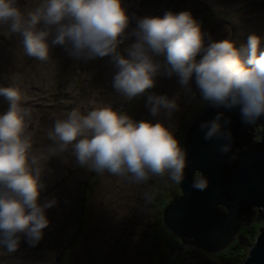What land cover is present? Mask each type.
I'll list each match as a JSON object with an SVG mask.
<instances>
[{"label": "clouds", "instance_id": "1", "mask_svg": "<svg viewBox=\"0 0 264 264\" xmlns=\"http://www.w3.org/2000/svg\"><path fill=\"white\" fill-rule=\"evenodd\" d=\"M130 19L122 0H38L27 11L20 0H0V27L17 36L23 53L42 65L56 66L50 43L62 46L76 59L110 56L117 69L113 87L131 99L155 86L161 68L155 58L165 56L167 75L175 73L188 92L194 79L203 99L213 107H240L245 123L254 124L264 116L261 37L251 35L240 47L229 40L205 46V34L189 11H169L162 18L135 17L132 35L136 42L125 49L126 58L118 47ZM0 96L10 105L0 114V236L10 251L17 250L22 238L31 246L43 238L49 226L46 210L57 201L41 202L45 188L41 177L49 158L69 148L81 166L129 183L148 184L160 177L179 185L184 180L187 153L162 123L134 121L111 106L91 102L94 106L84 111L76 107L53 112L45 132L51 143L46 149L34 150L29 130L32 109L22 103L28 97L16 83L0 86ZM148 107L153 116L167 110L170 117L177 104L167 96L150 94ZM222 118L221 113L201 123L205 140L231 139V133L222 130ZM218 150L228 153L231 145L222 144ZM191 186L205 191L208 178L198 173ZM155 195L150 187L144 193L145 203L151 204Z\"/></svg>", "mask_w": 264, "mask_h": 264}, {"label": "rangeland", "instance_id": "2", "mask_svg": "<svg viewBox=\"0 0 264 264\" xmlns=\"http://www.w3.org/2000/svg\"><path fill=\"white\" fill-rule=\"evenodd\" d=\"M127 1L122 0V6L131 18V23L121 37L124 42L118 47V51L126 58L127 52L124 49L136 42V37L132 35L136 27L135 17L162 18L167 11L174 14L182 10L189 11L205 34V46L213 41L229 40L240 47L247 43L251 35L261 37L264 46V0ZM37 2L20 0V5L27 11L34 8ZM62 48L50 43V56L56 66L42 65L23 53L17 36L6 27H0V86L16 83L27 93L28 99L22 103L32 109L29 130L34 136V150L46 149L51 143L45 137V132L52 124L50 117L53 112L60 113L76 107L84 111L94 106L91 102L111 106L113 110L134 121L162 123L184 147L186 134L199 114L195 113L194 105L208 103L203 99L194 79L191 82L192 91L188 92L175 73L167 75L166 57H156L161 68L154 78L155 86L129 99L113 87L111 80H114L117 69L110 56L76 59ZM16 76L18 80H14ZM150 94L174 99L177 109L170 117L167 110L153 116L148 107ZM9 106V101L0 96V114L5 113ZM258 133L261 134L257 129L253 132L256 137L254 140L260 138ZM158 180L162 181V187H167L168 191L162 190L155 195L159 197L152 205L146 204L144 193L150 187L153 189V184ZM41 181L45 185L41 202L45 199L57 201L55 206L46 210L49 226L43 230V238L36 246H31L25 237L15 251H10L0 236V264H244L249 257L251 246L244 248L239 245L238 235L220 253L213 254L192 247H185L184 252L176 247L174 251L173 247L170 250L168 242L173 241L170 233L163 228V213L158 215L157 209L161 207L158 200L165 193L179 199L182 192L179 185L172 184L166 178L154 177L148 184H136L107 172L98 174L90 171L87 166H81L69 148L49 158ZM221 211L224 214L225 208L222 206ZM240 235L248 241V245H256L257 242L250 244L251 235L248 230H241Z\"/></svg>", "mask_w": 264, "mask_h": 264}, {"label": "water", "instance_id": "3", "mask_svg": "<svg viewBox=\"0 0 264 264\" xmlns=\"http://www.w3.org/2000/svg\"><path fill=\"white\" fill-rule=\"evenodd\" d=\"M221 113L222 130L230 132L231 139L205 140L201 123ZM258 125L262 141L254 144L253 126ZM225 143L231 145V150L221 153L218 149ZM183 149L187 153V167L179 184L182 197L164 210V228L181 242L182 248L223 252L234 241L241 223L246 222L245 227L253 223V208L258 207L260 213L255 223H264V116L254 124L245 123L240 107H213L208 102L189 129ZM196 173L208 178L207 190L192 188ZM220 206L228 210L227 217H220ZM260 232L262 235L244 264H264V229ZM238 243L244 248L251 246L241 235Z\"/></svg>", "mask_w": 264, "mask_h": 264}, {"label": "flooded vegetation", "instance_id": "4", "mask_svg": "<svg viewBox=\"0 0 264 264\" xmlns=\"http://www.w3.org/2000/svg\"><path fill=\"white\" fill-rule=\"evenodd\" d=\"M200 111H201V110H200ZM256 129L259 130L260 133H262L261 126L258 125L257 128L253 126V131H255ZM260 135H261V134H260ZM253 136H254V134H253ZM260 141H262L261 136H260V138H259L258 140H254V138H252V142H254V144L259 143ZM179 188H180V187H179ZM177 199H178V198H177ZM169 205H170V204H169ZM222 207H224V206H222ZM224 208H225V207H224ZM219 212H220L223 216L228 215V212H227L226 208H225V212H224V214L222 213V211H221V206L219 207ZM253 212H255V213H253ZM252 213H253V215H256V216H254V217L251 218V221H252L253 223H252L249 227H245V226H244L246 222L241 223L237 235L240 236V231H241V230H246V231L248 230V233L251 235V243H250V242H249V243H250V244H255V243L257 242L258 238L262 235V232H260V230L264 229V223H263V220H261L259 223H255V220H254V219H255V218L258 219V216H259V214H260V213L258 212V207L253 208V209H252ZM256 225H259L257 229H255V226H256ZM171 239H172L173 242H171V241L168 242L169 249L171 250V247H173V249H172L173 251L175 250V247L179 249V248L181 247V243H180V241L174 239L173 236H171ZM173 243H175V245H173ZM251 248H252V245H251ZM179 250H181V251L184 252L183 248H182V249H179ZM183 252H182V253H183ZM179 257H180V256H178V258H179ZM247 258H248V257H247ZM247 258H246V259H247Z\"/></svg>", "mask_w": 264, "mask_h": 264}, {"label": "trees", "instance_id": "5", "mask_svg": "<svg viewBox=\"0 0 264 264\" xmlns=\"http://www.w3.org/2000/svg\"><path fill=\"white\" fill-rule=\"evenodd\" d=\"M205 103L206 102H202L200 105H198V106H195L194 105V108L193 109H195L194 111H195V113L197 112H199L201 109H202V107L205 105ZM159 187V188H158ZM161 187V188H160ZM153 189H155V193L157 194V193H159V192H161L162 190H164V189H167V191H168V188L167 187H162V181H156L154 184H153ZM164 192V191H163ZM159 197V195L158 196H155V199L153 200V202L154 201H156L157 200V198ZM174 200H177V198H175L174 196H172L171 195V197L169 196V194H167V193H165V194H161V196H160V198H159V200H158V203L161 205V207L160 208H158L157 210H158V215L160 216L162 213H163V211L165 210V208L169 205V204H171ZM153 202L150 204V205H152L153 204ZM151 209H152V207H151ZM163 227V226H162ZM164 228V227H163ZM164 230L166 231V232H168L165 228H164ZM155 250V249H154ZM154 250H152L151 252H153Z\"/></svg>", "mask_w": 264, "mask_h": 264}, {"label": "bare ground", "instance_id": "6", "mask_svg": "<svg viewBox=\"0 0 264 264\" xmlns=\"http://www.w3.org/2000/svg\"><path fill=\"white\" fill-rule=\"evenodd\" d=\"M126 1H127V0H126ZM206 1H207V0H206ZM133 2H134V1H133ZM142 2H143V1H142ZM154 2H155V0H154ZM195 2H196V1H194V3H195ZM127 3H128V1H127ZM140 3H141V2H140ZM140 3H139V4H140ZM236 4H237V2H236ZM146 5H147V4H146ZM169 5H170V4H169ZM169 5H168V6H169ZM171 5H172V4H171ZM233 5H235V4H233ZM133 6H134V5H133ZM157 6H158V5H157ZM27 7H28V6H27ZM140 7H141V6H140ZM182 7H183V6H182ZM133 8H134V7H133ZM136 8H137V7H136ZM145 8H146V6H145ZM162 8H163V7H162ZM229 8H230V7H229ZM147 9L149 10V8H147ZM168 9H169V8H168ZM170 9H171V8H170ZM172 9H173V8H172ZM174 9H175V8H174ZM214 10H215V9H214ZM143 11H144V10H143ZM182 11H183V10H182ZM164 12H165V11H164ZM167 12H168V11H167ZM220 12H221V11H220ZM131 13H132V12H131ZM155 13H156V12H154V14H155ZM159 13H160V12H159ZM159 13H158V14H159ZM144 14H145V13H144ZM207 14H208V13H207ZM209 14H210V13H209ZM149 15H150V14H149ZM151 15H152V14H151ZM151 15H150V16H151ZM155 15H156V14H155ZM203 15H204V14H203ZM228 15H229V14H228ZM135 16H136V15H135ZM135 16H134V17H135ZM144 16H145V15H144ZM200 16H201V15H200ZM154 17H155V16H154ZM232 18H233V17H232ZM224 21H225V20H224ZM232 21H233V20H232ZM130 23H131V22H130ZM133 23H134V22H133ZM135 24H136V23H135ZM135 28H136V27H135ZM16 41H17V40H16ZM5 42H6V41H5ZM49 42H50V41H49ZM62 49H63V48H62ZM123 49H124V48H123ZM124 50H125V49H124ZM124 50H123V51H124ZM17 51H18V50H17ZM122 53H123V52H122ZM31 60H32V59H31ZM67 60H68V59H67ZM87 60H88V59H87ZM16 61H17V60H16ZM22 61H23V60H22ZM77 61H78V60H77ZM82 61H83V60H82ZM67 62H68V61H67ZM63 63H64V62H63ZM110 64H111V63H110ZM45 65H46V64H45ZM62 65H63V64H62ZM68 65H69V64H68ZM46 66H47V65H46ZM12 67H13V66H12ZM24 67H25V66H24ZM34 67H35V65H34ZM69 67H71V66H69ZM69 67H68V68H69ZM72 67H73V66H72ZM85 67H86V66H85ZM73 68H74V67H73ZM90 68H91V67H90ZM109 68H110V67H109ZM8 69H9V67H8ZM44 69H45V68H44ZM50 69H51V68H50ZM163 69H164V68H163ZM22 70H23V69H22ZM22 70H21V71H22ZM47 70H48V69H47ZM68 70H70V69H68ZM79 70H80V69H79ZM91 70H92V69H91ZM75 71H76V69H75ZM80 71H81V70H80ZM25 72H26V71H25ZM72 72H73V71H72ZM82 72L85 73V71H82ZM89 72H90V71H89ZM38 73H39V72H38ZM69 73H70V72H69ZM73 73H74V72H73ZM90 73H91V72H90ZM90 73H89V74H90ZM24 74H25V73H24ZM34 74H35V73H34ZM109 74H110V73H109ZM109 74H108V75H109ZM0 75H1V74H0ZM35 75H36V74H35ZM67 75H70V74H67ZM73 75H74V74H73ZM93 75H94V74H93ZM7 76H8V74H7ZM28 76H30V75H28ZM21 77H23V76H21ZM39 77H40V76H39ZM59 77H60V76H59ZM68 77H69V76H68ZM72 77H73V76H72ZM83 77H84V76H83ZM106 77H107V76H106ZM112 77H113V76H112ZM112 77H111V78H112ZM27 78H28V77H27ZM29 78H30V77H29ZM44 78H45V77H44ZM56 78H57V77H56ZM64 78H65V77H64ZM76 78H77V77H76ZM76 78H75V79H76ZM98 78H99V77H98ZM32 79H33V78H32ZM32 79H31V80H32ZM46 79H47V78H46ZM46 79H45V80H46ZM62 79H63V78H62ZM82 79H84V78H82ZM31 80H30V81H31ZM98 80H99V79H98ZM33 81H34V80H33ZM62 81H63V80H62ZM71 81H72V80H71ZM88 81H90V80H88ZM111 81H113V80H111ZM57 82H58V81H57ZM82 82H83V81H82ZM95 82H96V81H95ZM24 83H25V82H24ZM96 83H97V82H96ZM96 83H95V84H96ZM48 84H49V83H48ZM87 84H88V83H87ZM11 85H12V84H11ZM61 85H62V84H61ZM71 85L73 86V84H71ZM88 85H89V84H88ZM20 86H21V85H20ZM97 86H98V85H97ZM29 87H30V86H29ZM40 87H41V86H40ZM75 87H76V86H75ZM95 87H96V86H95ZM107 87H108V86H107ZM42 88H43V87H42ZM86 88H87V87H86ZM99 88H100V87H99ZM50 89H51V88H50ZM101 89H102V88H101ZM53 90H54V89H53ZM57 90H58V89H57ZM57 90H56V91H57ZM75 90H76V89H75ZM35 91H37V90H35ZM28 92H29V91H28ZM41 92H42V91H41ZM52 92H53V91H52ZM36 93H37V92H36ZM38 93H39V92H38ZM50 93H51V92H50ZM86 93H87V92H86ZM26 94H27V93H26ZM45 94H46V93H45ZM99 94H100V93H99ZM107 94H108V92H107ZM107 94H106V95H107ZM49 95H50V94H49ZM56 95H57V94H56ZM31 96H32V95H31ZM60 96H61V95H60ZM40 97H41V96H40ZM49 97H50V96H49ZM33 98H34V97H33ZM58 98H59V97H58ZM201 98H202V97H201ZM50 99H51V98H50ZM95 99H97V98H95ZM36 100H37V99H36ZM83 100H84V99H83ZM33 101H34V100H33ZM33 101H32V102H33ZM45 101H46V100H45ZM48 101H49V99H48ZM54 101H55V100H53L52 102H54ZM57 101H58V100H57ZM70 101H71V99H70ZM73 101H74V100H73ZM202 101H203V100H202ZM37 103H38V102H37ZM61 103H62V102H61ZM65 103H66V102H65ZM54 104H55V103H54ZM71 104H72V103H71ZM206 104H207V103H206ZM206 104H205V105H206ZM56 105H57V104H56ZM67 105H68V104H67ZM72 105H73V104H72ZM76 105H77V104H76ZM190 128H191V127H190ZM190 128H189V129H190ZM188 131H189V130H188ZM187 134H188V132H187ZM187 134H186V137H187ZM185 141H186V138H185ZM196 174H198V173H196ZM179 187H180V185H179ZM180 190H181V188H180ZM181 192H182V190H181ZM181 197H182V196H181ZM181 197H180V198H181ZM180 198H179V199H180ZM218 210H219V208H218ZM226 210H227V209H226ZM227 212H228V210H227ZM228 214H229V212H228ZM219 215H220V217H222V218H225V217L228 216V215L223 216L220 212H219ZM168 232H169V231H168ZM169 233H170V232H169ZM170 235H171V233H170ZM171 236H172V235H171ZM174 239L178 240V239L175 238V237H174ZM180 243H181V242H180ZM187 247H188V246H187ZM181 248H182V244H181L180 249H181ZM184 248H185V247H184ZM184 248H183V249H184ZM188 248H189V247H188ZM196 249H197V248H196Z\"/></svg>", "mask_w": 264, "mask_h": 264}]
</instances>
